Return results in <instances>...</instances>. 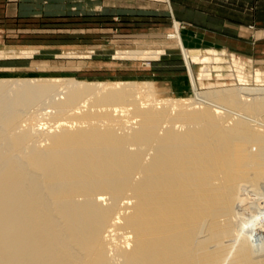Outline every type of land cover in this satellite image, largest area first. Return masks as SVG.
<instances>
[{
	"label": "bare ground",
	"instance_id": "1",
	"mask_svg": "<svg viewBox=\"0 0 264 264\" xmlns=\"http://www.w3.org/2000/svg\"><path fill=\"white\" fill-rule=\"evenodd\" d=\"M153 1L169 5L192 97L148 80H0V264H264V172L232 166L234 142L264 139V66L249 86L244 61L187 48L170 1ZM44 52L5 49L0 59ZM224 69L237 87L201 91Z\"/></svg>",
	"mask_w": 264,
	"mask_h": 264
},
{
	"label": "rangeland",
	"instance_id": "2",
	"mask_svg": "<svg viewBox=\"0 0 264 264\" xmlns=\"http://www.w3.org/2000/svg\"><path fill=\"white\" fill-rule=\"evenodd\" d=\"M169 1L174 12V19L181 24V27L182 23L177 18L182 15H187V17L191 15L183 10L182 6L197 10L204 9L213 14L218 13L219 16H224L235 24L252 21L253 25H257L252 26L255 28L256 39L254 54L240 55L226 50L227 54L234 53L246 63L244 74L247 75L246 77H251L247 80L249 86H252L253 73L257 67L264 66L263 15L255 12L258 10L247 8L248 0ZM0 5L9 6L11 12H18L21 8L26 9V12L22 13L24 17H20L22 21L17 22V27L0 29V50L38 49L45 51V54L36 56L0 59V80H40L49 77L60 78V80L71 78L76 81L104 82L148 80L157 82L158 85L167 84L161 89L168 90L165 91L166 95L193 96L190 94L186 66L175 45L172 32L173 18L166 2L153 0H4L0 1ZM34 8L37 9L35 15L31 13L34 12ZM28 11L30 13H27ZM61 49L76 51L167 49L171 56L158 60L141 61L113 59L109 56L66 57L52 54ZM209 74L207 82L200 84L199 88L203 92L238 86L230 70L212 71ZM216 78L219 80L218 84H215ZM30 110L33 112L32 109ZM232 156L234 171H246L245 173L248 174L264 172V139L234 142ZM259 189L261 195L264 196L263 187ZM262 199L258 202L260 208H264V197ZM257 222L259 226L264 225L263 218Z\"/></svg>",
	"mask_w": 264,
	"mask_h": 264
},
{
	"label": "crops",
	"instance_id": "3",
	"mask_svg": "<svg viewBox=\"0 0 264 264\" xmlns=\"http://www.w3.org/2000/svg\"><path fill=\"white\" fill-rule=\"evenodd\" d=\"M0 1L3 2L4 0ZM246 6L252 10H258L255 12L263 15L264 19V0H248ZM182 7H184L183 10L191 13L190 17L182 15L177 18L182 23L181 37L187 48H215L229 50L240 55L251 56L254 54L256 44L254 27L257 25H253L252 21L235 24L224 16H219L218 13L213 14L204 9L197 10L187 6ZM23 12H26V9L21 8L18 12H11L9 6L0 5V29L15 27L17 22L22 21L20 17H24ZM31 13L35 15L37 9L34 8V12ZM240 18L244 20L242 17Z\"/></svg>",
	"mask_w": 264,
	"mask_h": 264
}]
</instances>
